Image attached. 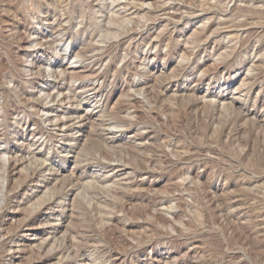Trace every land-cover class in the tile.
<instances>
[{"label": "rangeland", "instance_id": "obj_1", "mask_svg": "<svg viewBox=\"0 0 264 264\" xmlns=\"http://www.w3.org/2000/svg\"><path fill=\"white\" fill-rule=\"evenodd\" d=\"M71 236L91 264H264V0H0V264H80L47 258Z\"/></svg>", "mask_w": 264, "mask_h": 264}, {"label": "bare ground", "instance_id": "obj_2", "mask_svg": "<svg viewBox=\"0 0 264 264\" xmlns=\"http://www.w3.org/2000/svg\"><path fill=\"white\" fill-rule=\"evenodd\" d=\"M53 1H55V0H53ZM144 5V4H143ZM70 12V11H69ZM5 21V20H4ZM21 20H17L16 21V23L14 24L15 25V27L17 28H19V24H21ZM61 23V22H60ZM21 47H22V45H21ZM34 69L36 70L35 71V73H40L41 72V67H37V66H34ZM68 73V76L69 75H71L72 73H74V72H67ZM72 78H73V76H72ZM89 89L88 90H86V97L84 98V101H82V100H80L81 102H89L91 99H93L94 98V96H96V93L97 92H99V88L97 87V86H95V84H91V85H89ZM247 88V87H246ZM152 92V90H148V93L150 94ZM225 96H227L225 93H222V98H221V100H219L217 103L218 104H216L219 108L220 107H222V109H224V108H226V105H228L229 104V102H227L226 101V97ZM69 97V96H68ZM232 99H235L234 97L232 98ZM65 101V100H64ZM34 102V104L35 105H40L39 103L41 102L40 100H38V101H33ZM62 102V101H61ZM60 102V103H61ZM233 102H231L230 104H232ZM131 106L133 105H135L136 104V101H134V102H130L129 103ZM41 105H43V107H44V109L47 107V105H45V104H41ZM188 105V104H187ZM34 107H36V106H34ZM49 107V106H48ZM133 108V107H132ZM219 108H218V110H219ZM221 109V110H222ZM229 109V108H228ZM228 109H226V110H228ZM91 109H87L85 112H84V114H80L79 116H77V117H75V119H77V121H75L74 123V125L75 126H77V127H75V128H81V127H86L87 125H89L91 122H92V117H93V115H95L92 111H90ZM213 112V111H212ZM216 112V111H215ZM224 112V111H223ZM227 112V111H226ZM217 113V112H216ZM219 113V112H218ZM213 114V113H212ZM217 115V114H216ZM216 117V116H215ZM132 118V117H131ZM218 118H219V116H218ZM134 119V118H133ZM258 120V119H257ZM59 121H63V119H62V117H59L58 119H57V122H59ZM142 123V122H141ZM237 126V125H236ZM238 127H240V126H237V128ZM61 128V127H60ZM62 129V128H61ZM96 131V130H95ZM101 131V130H100ZM104 131V130H103ZM235 131V130H234ZM98 133V132H97ZM137 136V135H136ZM143 137V136H142ZM136 138V137H135ZM141 138V137H140ZM141 140V139H140ZM140 142V141H139ZM139 145V144H138ZM142 146V145H141ZM145 147V146H144ZM137 148H139V146L137 147ZM141 149V148H140ZM204 153V152H203ZM123 164V163H122ZM126 164V163H125ZM125 164H123V165H125ZM129 165V164H128ZM126 167V166H125ZM57 172V171H56ZM57 173H59V172H57ZM61 174V173H60ZM6 181H4V183H5ZM100 190V189H99ZM115 190V189H114ZM117 191V190H116ZM160 198H161V196H160ZM54 199V198H53ZM148 200H149V198H148ZM49 201H51V199H49ZM181 211V210H180ZM111 217V216H110ZM111 219V218H110ZM61 225V224H60ZM49 226H51V228L53 229V231L51 232L52 234H53V238L56 236V233H57V231H56V227L58 226V224H54V223H50L49 224ZM23 227H26V229L27 230H31L32 228H33V226H32V224H31V222H27L26 224H24L23 225ZM74 235V234H73ZM116 237V236H115ZM119 238V237H118ZM57 239V238H56ZM120 239V238H119ZM56 242V241H55ZM62 244H60L59 242H57V243H59V245H56L55 247H53V250H51V252L49 253V255H48V257L47 258H50V257H55L56 255H62V253L65 251V249H70V248H72L73 247V249L76 251V259L78 260V262H80V264H91V263H88V262H85L84 261V259H85V254L82 252V251H79L78 249L79 248H76L75 246H73V245H76V238L75 237H70V239H67V238H63L62 239ZM53 246H54V244H53ZM66 246H68V247H66ZM70 251V250H69ZM73 251V250H72ZM75 251H73V253H75ZM112 255V254H111ZM116 256V255H115ZM113 257V256H112ZM119 257V256H118ZM118 257L116 258V259H118ZM60 258V257H59ZM115 258V257H114ZM60 260L62 261V262H64L65 261V258L64 257H61L60 258ZM65 263V262H64ZM63 263V264H64ZM118 264H120V263H118Z\"/></svg>", "mask_w": 264, "mask_h": 264}]
</instances>
